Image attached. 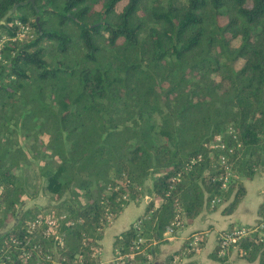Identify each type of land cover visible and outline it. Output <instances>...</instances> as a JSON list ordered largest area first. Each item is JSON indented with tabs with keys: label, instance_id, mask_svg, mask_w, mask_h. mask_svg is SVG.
Instances as JSON below:
<instances>
[{
	"label": "trees",
	"instance_id": "trees-1",
	"mask_svg": "<svg viewBox=\"0 0 264 264\" xmlns=\"http://www.w3.org/2000/svg\"><path fill=\"white\" fill-rule=\"evenodd\" d=\"M15 5L0 25V230L17 222L0 244L66 214L60 264H98L105 229L148 196L140 225L113 244L144 264L138 237L151 253L177 219L216 199L236 209L242 180L264 169V0H0V23ZM17 22L30 30L21 40ZM218 139L234 150L226 191ZM31 175L51 202L20 215ZM259 214L236 248L264 264ZM232 250L213 257L226 264Z\"/></svg>",
	"mask_w": 264,
	"mask_h": 264
},
{
	"label": "crops",
	"instance_id": "crops-1",
	"mask_svg": "<svg viewBox=\"0 0 264 264\" xmlns=\"http://www.w3.org/2000/svg\"><path fill=\"white\" fill-rule=\"evenodd\" d=\"M242 183L245 195L232 213L224 212L227 203L220 204L216 209H213L211 204H207L195 220L173 234L166 231L164 240L151 246L152 261L149 264H166L173 256V264H223L213 257L218 248L221 233L234 225L253 228L261 223L259 211L264 205V169L257 171L252 179H243ZM148 201L146 196L142 200L127 204L115 221H112L105 229L100 240L101 264H116L113 248L115 239L138 223L146 211ZM195 235H200V243L196 251H191L190 244ZM237 254L235 247L226 264H258V262L250 263L238 258Z\"/></svg>",
	"mask_w": 264,
	"mask_h": 264
},
{
	"label": "built area",
	"instance_id": "built-area-1",
	"mask_svg": "<svg viewBox=\"0 0 264 264\" xmlns=\"http://www.w3.org/2000/svg\"><path fill=\"white\" fill-rule=\"evenodd\" d=\"M17 25L20 26L17 39L21 40L27 34H30V30L28 27H24L20 22H17ZM31 37H33V35H31ZM229 134L233 135V138L236 139L233 129H229ZM213 146L216 150L219 151V163L224 168V174L219 178V180L222 182V189L225 191L237 177L232 164L229 163V156L233 155L234 150L233 148H230L227 144L222 142V139H218L216 142H214ZM3 193L4 187L0 186V209ZM220 203L221 199H216L211 203V206ZM66 219L67 215L62 214L58 216L37 217L30 220L27 223V232L29 235L23 241L17 238H12L10 244H6L4 242L0 244V264H7L8 262H10L12 258L11 255L13 253H16L23 263L40 264L42 262L44 264H60L58 247L63 246L66 240V235L63 231L64 225L66 227L75 226L74 222L66 223ZM140 223V221L136 223V226H139ZM182 227V221H180V219H177V221H175L171 225V227L168 228L167 232L169 234H173L176 230L181 229ZM262 227L263 226H260V228ZM251 232V228L242 225H234L222 232L218 241L217 255L221 258L228 256L229 252L236 247V243L248 236ZM42 241H44L45 244H43ZM199 243L200 235H195L190 244L192 248L191 251H196ZM143 244V237H138L136 242L135 255H141L145 257L146 262L144 264H149L152 261V254L149 252H142L141 248ZM77 257L78 261L83 264L82 256L79 255ZM127 258L128 257L116 256V262L122 261L123 264H126V262L124 261ZM98 264H101L100 258ZM128 264L133 263L129 262Z\"/></svg>",
	"mask_w": 264,
	"mask_h": 264
},
{
	"label": "rangeland",
	"instance_id": "rangeland-1",
	"mask_svg": "<svg viewBox=\"0 0 264 264\" xmlns=\"http://www.w3.org/2000/svg\"><path fill=\"white\" fill-rule=\"evenodd\" d=\"M26 192L27 195H24V197L22 198L23 203L21 204L20 207V215L26 213L32 208H35V211L38 213L41 207H45L49 204V202H51L50 201L51 197H49V195L42 189L39 180L35 179V175H31L30 182L28 183V187L26 188ZM216 205L211 207H215ZM16 222L17 220L11 226L9 225L6 228L1 229L0 237L4 233H6L9 230V228H11L14 224H16Z\"/></svg>",
	"mask_w": 264,
	"mask_h": 264
},
{
	"label": "water",
	"instance_id": "water-1",
	"mask_svg": "<svg viewBox=\"0 0 264 264\" xmlns=\"http://www.w3.org/2000/svg\"><path fill=\"white\" fill-rule=\"evenodd\" d=\"M32 1H34V0H32ZM25 3H22L21 5H24ZM21 5H15L13 8H12V10H10L7 14H6V16L3 18V20L1 21V23H0V25L2 24H5V22H6V20H8V18L9 17H11L17 10H18V8H19V6H21Z\"/></svg>",
	"mask_w": 264,
	"mask_h": 264
}]
</instances>
